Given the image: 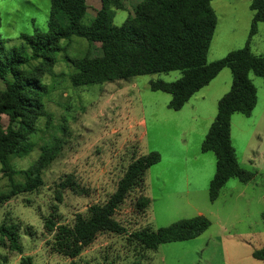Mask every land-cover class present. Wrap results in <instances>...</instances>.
Returning a JSON list of instances; mask_svg holds the SVG:
<instances>
[{"label":"rangeland","instance_id":"rangeland-1","mask_svg":"<svg viewBox=\"0 0 264 264\" xmlns=\"http://www.w3.org/2000/svg\"><path fill=\"white\" fill-rule=\"evenodd\" d=\"M98 0H88L83 20L87 24L99 8ZM140 0H123L122 10H114L113 25L119 27L132 16ZM251 0H214L211 6L217 26L207 55L208 62L223 58L242 48L249 39L253 12ZM50 0H0V33L9 46L22 44L20 36L47 29ZM57 62L44 68L41 83L47 86L45 107L49 123L39 122L32 136L34 149L11 164L14 180L25 184L21 171H28L42 148L60 142L55 159L42 172V186L32 193L9 199L0 208V225L18 227L22 253L8 250L0 243V264H18L20 257H31L33 264H70V260L49 252L48 236L43 229L52 206L63 224H71L76 214H86L89 206L104 203L115 191L118 180L132 161L150 152L160 156L147 171L150 177L146 196L150 203L144 218L131 211V195L115 218L127 234L142 228L156 231L179 220L203 216L209 227L192 240L164 243L156 250L142 252L126 235L103 234L75 261L80 264H264L252 253L264 249V79L249 75L257 91V103L249 116L231 117L230 139L240 166L253 177L243 183L231 178L214 202L208 187L215 173V157L201 153L200 146L215 119L218 102L215 84L202 91L181 113L168 109L170 95L153 92L150 81L173 82L179 71L135 77L128 81L73 87L68 60L101 56L99 44L72 37L60 44ZM251 51L264 57V23H259L250 39ZM38 63L34 62L33 65ZM32 65V66H33ZM224 74L228 76L224 80ZM232 77L228 69L217 80L226 83L228 93ZM221 95V93H220ZM195 118V120H194ZM145 121V126L140 122ZM7 119L2 117L5 128ZM195 157L198 159L195 160ZM193 174L187 183V170ZM71 176L81 193L60 190L58 184ZM174 180V182H172ZM177 182H179L177 184ZM8 177L0 173V192L9 191ZM58 192L62 202L56 200Z\"/></svg>","mask_w":264,"mask_h":264},{"label":"trees","instance_id":"trees-1","mask_svg":"<svg viewBox=\"0 0 264 264\" xmlns=\"http://www.w3.org/2000/svg\"><path fill=\"white\" fill-rule=\"evenodd\" d=\"M100 8L84 24L88 0H50L47 29L33 35L20 36L22 44L9 46L0 33V173L10 181L9 191L0 192V208L12 197L32 193L42 186V172L55 159L60 142L42 148V153L28 171H21V185L15 182L11 160L24 158L34 149L32 136L39 131V122L49 123L45 107L47 86L41 83L44 68L57 62L61 42L72 37L85 39L101 47V56H85L68 60L73 87L128 81L135 77L179 71L181 77L173 82L150 81L149 89L170 95L168 108L179 111L200 89L207 86L218 73L227 68L232 81L228 91L218 102L217 114L200 146L202 153L215 157V173L208 187V196L214 202L220 190L231 178L250 181L253 174L243 169L234 153L230 139L233 114L249 116L255 108L257 92L249 75L264 79V57L255 55L250 39L257 25L264 23V0H251L253 12L249 39L245 45L229 52L223 58L208 62L207 54L217 26V17L211 7L213 0H140L132 16L119 27L113 25L114 10H122L123 0H98ZM34 62L38 63L33 65ZM33 65V66H32ZM5 116L7 124L2 125ZM156 152L132 159L115 191L101 204L88 207L86 214H76L71 224H63L56 213L57 206L43 220L44 232L50 236L49 252L80 264L75 260L98 236L126 235L125 227L115 218L117 211L133 195L131 211L144 218L150 203L144 195L146 171L157 164ZM60 190L79 191L71 176L65 177ZM56 200L61 203L58 192ZM264 219V214H263ZM209 227L203 216L179 220L156 231L142 228L127 234V242L141 252L156 250L164 243L195 239ZM0 243L8 250L21 254L18 227L0 225ZM252 257L264 262V249L254 251ZM18 264H33L31 257H20ZM131 264H141L134 261Z\"/></svg>","mask_w":264,"mask_h":264},{"label":"crops","instance_id":"crops-1","mask_svg":"<svg viewBox=\"0 0 264 264\" xmlns=\"http://www.w3.org/2000/svg\"><path fill=\"white\" fill-rule=\"evenodd\" d=\"M214 1V0H213ZM212 1V2H213ZM211 2V3H212ZM99 3V2H98ZM212 7V6H211ZM99 8H100V4H99ZM98 8V9H99ZM98 9H96V10H98ZM95 10V11H96ZM253 53V52H252ZM255 54V53H254ZM208 55V54H207ZM255 55H258V54H255ZM260 56H262V55H260ZM219 60V59H218ZM208 61V60H207ZM227 68H224L223 70H221L219 73H218V75L213 79V80H211L210 81V83L207 85V86H205V87H203L202 89H200L198 92H196L188 101H187V103H185V105L182 107V109L181 110H179V111H174L175 113H181L182 111H183V109L186 107V106H188V105H191L190 103L195 99H197L196 97H197V95H200L201 93H202V91H210V87H212L213 86V84H215V83H217V84H215V99L217 100V102H219V100L226 94V93H224L225 92V90H226V83L225 84H223V85H221L220 84V82H218L219 80H217L218 79V77H220V75H221V73L224 71V70H226ZM229 70V69H228ZM230 71V70H229ZM230 74H231V72H230ZM251 75V74H250ZM253 75V74H252ZM224 80H226V78H228V76L226 75V74H224ZM232 77V76H231ZM257 77V76H256ZM260 78V77H259ZM250 79V78H249ZM252 82H253V80H252ZM229 83H231V81H230V78H229ZM231 86V85H230ZM148 87H149V83H148ZM257 92V91H256ZM220 93H221V95H220ZM256 103H257V101H256ZM256 106V105H255ZM168 107V106H167ZM169 109V108H168ZM254 110V109H253ZM236 114H238V113H236ZM233 115H235V114H233ZM232 115V116H233ZM242 115V114H241ZM194 120H195V118H194ZM214 120H212V121H209V123H207V126H209L210 127V125L212 124V122H213ZM143 125V127L145 126V121H142V122H140V125ZM209 129V128H208ZM207 132H208V130H207ZM207 132H206V134H207ZM205 134V135H206ZM205 138V137H204ZM204 140V139H203ZM203 142V141H202ZM201 152V151H200ZM202 153V152H201ZM208 153V152H207ZM196 159H198L197 157H195V160ZM151 168V167H150ZM149 170V169H148ZM147 170V171H148ZM191 169H188L187 170V175H186V178H184V182L186 183V191L188 192L189 191V184L187 183L188 181H190L189 180V178L191 177V176H193V174H189V172L188 171H190ZM146 171V173L148 174V172ZM149 182H150V177L149 176H146V174H145V176H144V195L146 194V190H147V186H148V184H149ZM172 182H174V180H172ZM179 182H177V184H178ZM146 196V195H145ZM147 197V196H146ZM148 198V197H147ZM149 199V198H148ZM149 201H150V199H149Z\"/></svg>","mask_w":264,"mask_h":264}]
</instances>
